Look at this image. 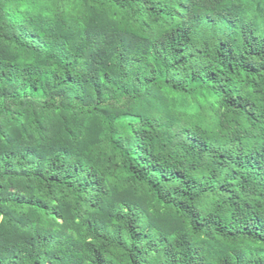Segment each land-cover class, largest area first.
<instances>
[{
  "label": "trees",
  "instance_id": "1",
  "mask_svg": "<svg viewBox=\"0 0 264 264\" xmlns=\"http://www.w3.org/2000/svg\"><path fill=\"white\" fill-rule=\"evenodd\" d=\"M0 264H264V0H0Z\"/></svg>",
  "mask_w": 264,
  "mask_h": 264
}]
</instances>
